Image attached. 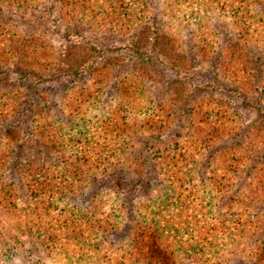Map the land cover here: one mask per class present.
Here are the masks:
<instances>
[{"label": "rangeland", "instance_id": "1", "mask_svg": "<svg viewBox=\"0 0 264 264\" xmlns=\"http://www.w3.org/2000/svg\"><path fill=\"white\" fill-rule=\"evenodd\" d=\"M0 264H264V0H0Z\"/></svg>", "mask_w": 264, "mask_h": 264}]
</instances>
